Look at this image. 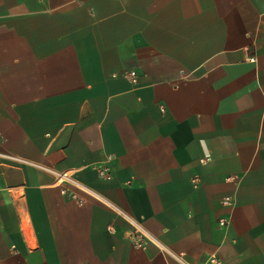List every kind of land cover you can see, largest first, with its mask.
Wrapping results in <instances>:
<instances>
[{
	"label": "crops",
	"instance_id": "0c3cea01",
	"mask_svg": "<svg viewBox=\"0 0 264 264\" xmlns=\"http://www.w3.org/2000/svg\"><path fill=\"white\" fill-rule=\"evenodd\" d=\"M0 264H264V0H0Z\"/></svg>",
	"mask_w": 264,
	"mask_h": 264
},
{
	"label": "built area",
	"instance_id": "2783aa9c",
	"mask_svg": "<svg viewBox=\"0 0 264 264\" xmlns=\"http://www.w3.org/2000/svg\"><path fill=\"white\" fill-rule=\"evenodd\" d=\"M250 61L254 62L255 58L251 57L249 58ZM137 73L135 71H130L128 73V77L130 78V80L134 83L137 82ZM211 157L209 154H205L203 157L200 158V162L202 163H206L208 161H210ZM98 174L105 178V179H110L111 178V174L109 172L106 171L105 168H99L98 169ZM63 180L66 184L75 187L77 190L89 193V194H93V191H91L90 189L86 188L85 186L81 185L80 183H77V181H75L70 175H66V174H62ZM200 181V178L198 176H195L192 178V182L196 185L198 182ZM63 192H66V188H64L62 190ZM70 195L72 198L76 199L79 203H81L83 201V199L74 191H69ZM220 203L223 206H232L233 205V198L231 196H224ZM219 224L221 225H227L228 221L225 219H219ZM147 240H151L146 234L142 233L141 235L138 236H134V242L136 243V245L144 247L146 245Z\"/></svg>",
	"mask_w": 264,
	"mask_h": 264
}]
</instances>
